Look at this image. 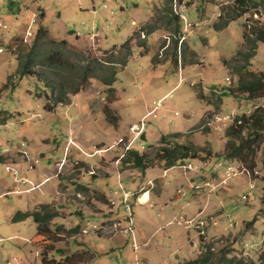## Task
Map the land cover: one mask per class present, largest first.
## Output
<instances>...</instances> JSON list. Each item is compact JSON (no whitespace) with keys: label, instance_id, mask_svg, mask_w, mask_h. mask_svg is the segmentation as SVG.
I'll list each match as a JSON object with an SVG mask.
<instances>
[{"label":"rangeland","instance_id":"obj_1","mask_svg":"<svg viewBox=\"0 0 264 264\" xmlns=\"http://www.w3.org/2000/svg\"><path fill=\"white\" fill-rule=\"evenodd\" d=\"M21 1L17 19L6 8L0 17V264H188L208 253L206 264H262L264 134L249 143L253 172L221 155L234 118L264 111V97L236 91L241 67L264 73V43L250 52L243 39L264 24V0L219 30L234 0ZM39 27L46 35L32 52ZM20 48L50 77L39 59L57 49L74 66L52 78L81 91L55 104L41 78L18 74ZM128 49L126 67L105 63ZM176 145L199 152L166 168L157 150ZM133 150L154 162L133 167ZM42 205L59 213L49 236L31 217L13 221Z\"/></svg>","mask_w":264,"mask_h":264},{"label":"trees","instance_id":"obj_2","mask_svg":"<svg viewBox=\"0 0 264 264\" xmlns=\"http://www.w3.org/2000/svg\"><path fill=\"white\" fill-rule=\"evenodd\" d=\"M257 0H234L231 13L228 14V16L224 19L222 24L214 25V28L219 30L222 27H224L229 21L236 20L240 17H242L245 13H247L251 9V3L255 4ZM10 5V4H9ZM8 5V6H9ZM19 11V10H17ZM154 29L153 27H147V32L152 31ZM250 34L254 35V38H250ZM46 32L42 27H39L34 35H33V42L31 46V51L33 52L34 49L39 45L40 41L43 40L45 37ZM243 39L246 41L250 47V52H254L256 49V45L258 42L264 43V24L261 27H253L251 29V32H244L243 33ZM131 41V39L129 40ZM61 46L64 48L67 46L66 41H61ZM21 48L18 50V74L23 77L25 75L27 76H37V78L40 82H42L43 87L46 89H49L51 97L54 99L55 104H63L65 103L64 100L66 99L68 93L70 94H77L81 91L83 85L81 86H75L72 88L70 92L65 88L66 84L62 82L55 81L52 76H60L58 75L62 73V70L65 68H69L70 70H73L74 64L72 62H69V60L66 58L65 55L58 52L57 49H55L52 53L42 57L39 59L38 66L47 68L52 71H56L55 73L52 72V76H46L43 75L42 72H37L33 70L32 63L30 61V58L28 57L26 60H21ZM131 55V52L129 49L126 52V56L124 60L119 62H113V61H107L105 63H108L111 67L114 65H122L125 66L127 63V58ZM246 56V55H245ZM40 57V56H38ZM247 57H251V55L247 54ZM20 59V60H19ZM22 61V62H21ZM244 72V73H243ZM243 73V74H242ZM54 74V75H53ZM111 78L104 79L103 83L107 86L111 85L115 80L116 73L111 72ZM239 77H238V83L236 91L245 94L247 96V99L252 100L254 98H260L264 97V73H254L251 71H247L246 67H241L239 69ZM80 77V81L83 82V84L91 77L89 75V69L87 67L81 68L80 72L78 73ZM110 77V76H109ZM44 89V90H45ZM36 96L40 93L35 92ZM199 99L204 100V96L200 95ZM211 102L209 101V104ZM52 106H49L48 104L44 105L45 110H52ZM103 113L105 115L106 120L110 124H115L116 119L111 118L109 108L104 107ZM2 125L6 123V120H0ZM246 130V135L243 136L242 132ZM264 134V111L256 107L255 110L250 113L249 115H240L236 116L230 124L226 131H225V137L227 138L226 144H225V150L223 154L221 155L223 158L228 160H237L240 164H242L243 168L246 170L253 172V169L255 166V152L250 151L248 152V147L250 142H257L258 136ZM168 139H165L163 136L160 138V143H167ZM264 143V142H263ZM157 152L163 153L159 156V158L156 156V160L161 159L165 164L166 168H171L175 165L178 161H183L187 158H195L196 153L199 152L198 150L192 148L191 146L187 145H176L175 147H165L161 146ZM126 162L131 163V165L135 168L144 169L147 167V164L153 163L155 158L152 160H146L142 154H139V152L133 150L129 151L127 153ZM4 160L3 157L0 156V162ZM59 216V213L57 210H52L48 208L46 205L40 206L37 210H34L32 212H25V213H18L13 219V221H19L26 217H31L36 224V231L37 236H49L48 234H51L49 229L50 222ZM75 229V228H74ZM78 228L76 227L73 232H75ZM210 253H208L205 256H201L195 260H191L188 262V264H206L207 261L210 259ZM258 260L264 264V249L260 253ZM51 262H55L54 260H46L44 261V264H51ZM229 264L231 261H228ZM239 264H254L252 262L248 263H239Z\"/></svg>","mask_w":264,"mask_h":264},{"label":"crops","instance_id":"obj_3","mask_svg":"<svg viewBox=\"0 0 264 264\" xmlns=\"http://www.w3.org/2000/svg\"><path fill=\"white\" fill-rule=\"evenodd\" d=\"M30 1H34V0H30ZM67 1V0H66ZM66 1H64V2H66ZM81 2L82 4H84L85 2H86V0H77V3L78 2ZM68 2L69 3H71V0H68ZM22 3V4H21ZM25 3L26 2H22L21 0H0V17L1 16H3V10L6 8V9H9L8 10V12H9V14H10V12L13 14V16L17 19V17L19 16V11H17V9L18 10H20V7H23V6H25ZM53 3V2H52ZM9 6H8V5ZM6 5H7V7H6ZM20 6V7H19ZM17 7V8H16ZM38 9V13H40V15L45 11L44 9H42L40 6H36ZM82 11H84V9L82 10ZM85 11H88V13H90V11L87 9V10H85ZM33 14V13H32ZM35 15V14H34ZM93 15V14H92ZM45 17V15L43 16V17H40L41 19H40V22H41V20H43V18ZM152 16L151 15H148L147 17H146V19L143 21V24L144 25H146V24H148V22L150 21V18H151ZM92 19V21L94 20V18H91ZM1 22H3L2 20H0ZM38 24H40V23H38ZM91 24V26H94V24H93V22H91L90 23ZM143 39H145V38H143ZM70 44H73V43H70ZM128 63V62H127ZM127 63H126V65H127ZM126 65L124 66V67H126ZM4 126H7V123L6 124H4ZM209 160H210V158H209ZM144 192V191H143ZM146 193H148L147 191H145ZM142 194V193H141ZM148 195H149V193H148ZM148 199H149V196H148Z\"/></svg>","mask_w":264,"mask_h":264},{"label":"built area","instance_id":"obj_4","mask_svg":"<svg viewBox=\"0 0 264 264\" xmlns=\"http://www.w3.org/2000/svg\"><path fill=\"white\" fill-rule=\"evenodd\" d=\"M36 18H37V16L33 15V17H32L31 20H30L31 25H36V24L38 23V21H37ZM6 29H7V28H6L5 24H4L3 22L0 21V31H1V30H6ZM26 35H27V36H30V37L33 36L29 31H26ZM31 35H32V36H31ZM140 38H141V39L144 38V33H143V32H140ZM0 52H2V49H0ZM138 124H139L140 127L143 126V124L140 123V122H139ZM135 127H138V126L133 125V128H135ZM142 148H143V147H142ZM126 150H128V149H126ZM9 171H10V170H9ZM14 173H15V172H14Z\"/></svg>","mask_w":264,"mask_h":264},{"label":"bare ground","instance_id":"obj_5","mask_svg":"<svg viewBox=\"0 0 264 264\" xmlns=\"http://www.w3.org/2000/svg\"><path fill=\"white\" fill-rule=\"evenodd\" d=\"M136 129V128H135ZM148 197V193H146L145 191L144 192H142V194L140 195V200L141 201H144L146 198Z\"/></svg>","mask_w":264,"mask_h":264}]
</instances>
